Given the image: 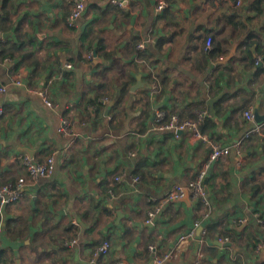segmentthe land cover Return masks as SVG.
I'll use <instances>...</instances> for the list:
<instances>
[{
  "label": "crops",
  "instance_id": "crops-1",
  "mask_svg": "<svg viewBox=\"0 0 264 264\" xmlns=\"http://www.w3.org/2000/svg\"><path fill=\"white\" fill-rule=\"evenodd\" d=\"M120 1L88 0L74 27L72 0H9L0 10L10 54L0 59V187L26 180L20 200L0 210L2 264H150L168 253L165 264H264V136L252 132L264 123L242 116L264 114V0L258 14V0H165L161 14V0ZM251 30L262 36L260 54L257 44L245 49ZM138 76L145 86L132 90ZM156 110L187 119L206 112L200 131L230 154L210 165L209 209L182 198L147 223L211 152L186 133L154 130ZM61 117L73 123L69 136L57 133ZM24 155H54L55 173L33 181ZM104 243L108 251L94 258Z\"/></svg>",
  "mask_w": 264,
  "mask_h": 264
},
{
  "label": "built area",
  "instance_id": "built-area-1",
  "mask_svg": "<svg viewBox=\"0 0 264 264\" xmlns=\"http://www.w3.org/2000/svg\"><path fill=\"white\" fill-rule=\"evenodd\" d=\"M102 1V0H99ZM112 5L121 7L122 2L120 0H109ZM241 1L237 0L236 6H240ZM88 5V0H72V5L69 10L66 23L70 27H74L77 22L82 18L83 14L86 11ZM167 7V2L165 0H161L157 3L155 11L157 14H161ZM147 48V42H141L136 45V51H144ZM211 49V39L207 38L205 42L204 50L209 52ZM63 69V70H62ZM62 72L72 70L70 64H64ZM17 84L19 81H15ZM150 91L152 94H157L159 91V87L156 83H152L150 85ZM6 89L3 85L0 84V94H4ZM38 95L43 100V103L46 107L51 108V102L46 98L45 92H39ZM102 103L104 101L102 100ZM255 111L252 109L248 111H244L242 116L245 121L248 123H255ZM1 114V113H0ZM206 112L201 111L197 114L196 119H187L181 118L176 114H167L162 110H156L154 112L153 118V128L157 131L169 132L171 133L174 139H179L180 134L186 133L195 141H199L205 144H210L211 152L209 154V158L206 164L203 165L202 169L198 172L195 179L188 183L186 186L176 185L172 187L166 195L157 202L156 207L148 214L147 223H153V219L161 212V210L166 207L169 203L178 202L183 198L184 190H187L188 195L191 199L200 201V203L205 206L207 209L210 208V202L208 199V195L205 191L204 181L208 177V173L210 170V165L217 160L226 157L230 154V149L226 146H222L219 144H212L210 141L202 134L200 131V123L202 118L205 117ZM59 126L57 129V133L61 136H69L72 131L73 123L66 118L61 117L59 119ZM253 134L264 136V131H261L258 126L254 125V129L252 130ZM235 154L240 156V151L238 145L235 146ZM21 164L26 172V174L33 181L43 180L51 177L55 173V160L54 155L48 156L43 162H37L33 160L32 157L28 155H24L21 158ZM137 180V179H136ZM26 180L24 177L17 178L12 183H7L0 187V210L4 207L16 203L20 200L22 196V192L25 187ZM205 218L209 217V212L205 213ZM258 223L261 224L262 220H258ZM194 231H190L181 237H179V243H188L193 239ZM108 243H104L103 245L95 248L92 252L94 258H97L101 255H104L108 251ZM150 251L154 250L153 246L149 247ZM171 258V254H165L163 256L154 255L152 264H165L167 260ZM198 264V263H192Z\"/></svg>",
  "mask_w": 264,
  "mask_h": 264
},
{
  "label": "trees",
  "instance_id": "trees-1",
  "mask_svg": "<svg viewBox=\"0 0 264 264\" xmlns=\"http://www.w3.org/2000/svg\"><path fill=\"white\" fill-rule=\"evenodd\" d=\"M8 2H9V0H0V3H1L0 10H1V8L4 9L6 7V5L8 4ZM260 2H262V0H258L257 4H256V7H255L257 14L262 11V9H261L262 6H261ZM6 15H7L6 13H3V12L0 13V23H4V22L7 21V19L5 18ZM207 38L208 37H205L204 44H205ZM246 39H247V41H249V44L247 46H245V49L248 50V48L250 46H253L254 44H257L256 47H255V52L259 53V54L262 53V50L260 48V43L262 42V36L259 33H257L256 31H252L251 30L246 35ZM211 45H212V39H211ZM11 48H12V50H19L18 47L15 44H11ZM97 51H98V49H97ZM137 52L140 53V51H137ZM204 52L206 54H208V55H214L212 53L213 52L212 49L209 52H206L204 50ZM7 56H10V54L7 53V51L5 50L4 44H2L0 42V59L4 60ZM125 85L127 86L128 84H125ZM198 202L200 203V201H198ZM102 212H105L106 214L108 213L106 210H103ZM5 255H6V252L4 250L0 249V264H2V259L4 258Z\"/></svg>",
  "mask_w": 264,
  "mask_h": 264
},
{
  "label": "water",
  "instance_id": "water-1",
  "mask_svg": "<svg viewBox=\"0 0 264 264\" xmlns=\"http://www.w3.org/2000/svg\"><path fill=\"white\" fill-rule=\"evenodd\" d=\"M172 1H174V2H176V3H179L178 0H172ZM136 81H137V83L132 87V90H136V89L139 88V87H142V88H143V87L145 86V85H142V83H140V77H139V76L136 78ZM148 88H149V87H147V89H148ZM254 113H255V122H256L257 124L264 123V114L259 115L257 111H255ZM207 184H208V180L206 179V180L204 181V185H205V191H206V193H207ZM183 199H184V200L189 199V195H188L187 190H184ZM119 215H120V214L117 213V217H119ZM150 264H152V263H150Z\"/></svg>",
  "mask_w": 264,
  "mask_h": 264
},
{
  "label": "rangeland",
  "instance_id": "rangeland-1",
  "mask_svg": "<svg viewBox=\"0 0 264 264\" xmlns=\"http://www.w3.org/2000/svg\"><path fill=\"white\" fill-rule=\"evenodd\" d=\"M85 39H88L87 37ZM88 51V50H87ZM86 52V51H85ZM89 52V51H88Z\"/></svg>",
  "mask_w": 264,
  "mask_h": 264
}]
</instances>
